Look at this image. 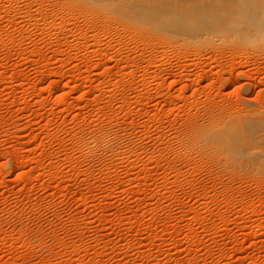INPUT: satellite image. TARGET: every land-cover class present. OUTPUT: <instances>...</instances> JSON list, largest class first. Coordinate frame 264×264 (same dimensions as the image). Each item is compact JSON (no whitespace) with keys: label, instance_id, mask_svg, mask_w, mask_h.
Instances as JSON below:
<instances>
[{"label":"rangeland","instance_id":"obj_1","mask_svg":"<svg viewBox=\"0 0 264 264\" xmlns=\"http://www.w3.org/2000/svg\"><path fill=\"white\" fill-rule=\"evenodd\" d=\"M263 116L264 0H0V264H264Z\"/></svg>","mask_w":264,"mask_h":264},{"label":"bare ground","instance_id":"obj_2","mask_svg":"<svg viewBox=\"0 0 264 264\" xmlns=\"http://www.w3.org/2000/svg\"><path fill=\"white\" fill-rule=\"evenodd\" d=\"M263 119H259L260 125H264ZM258 127L260 128L257 122L241 117L237 123L225 127L224 130L223 128H213L207 136H214L215 143L222 144L229 155L237 157L245 154L250 142L254 140L259 132ZM260 141L263 146L264 138Z\"/></svg>","mask_w":264,"mask_h":264}]
</instances>
